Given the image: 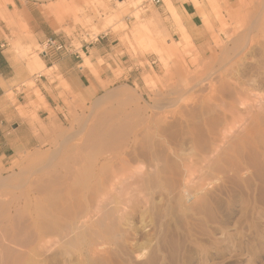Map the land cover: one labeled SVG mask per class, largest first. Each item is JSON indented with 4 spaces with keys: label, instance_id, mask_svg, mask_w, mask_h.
I'll return each instance as SVG.
<instances>
[{
    "label": "rangeland",
    "instance_id": "rangeland-1",
    "mask_svg": "<svg viewBox=\"0 0 264 264\" xmlns=\"http://www.w3.org/2000/svg\"><path fill=\"white\" fill-rule=\"evenodd\" d=\"M163 2L162 9L154 0H0V50L16 72L1 115L6 106H15L17 121L33 127L37 137L36 144L17 145L0 160L1 199L16 197L20 201L12 205L23 206L26 185L43 161L54 162L117 108L125 111L115 122L130 120L123 132L130 139L140 134L136 154L130 155L136 161L117 178L109 173L107 190L96 191L110 197L95 195L93 203L83 195L78 200L85 203L68 210L75 223L68 220L70 213L63 216V232L58 218L47 217L42 223L53 231L38 242L36 232L31 231L37 238L32 239L23 229L28 222L7 225L10 237L0 240V264L17 255L25 259L20 264H264V89L256 88L264 78V35L258 31L264 26V2L199 0L203 26L197 38L183 31L174 1ZM244 29L252 32L253 43H236ZM101 36L109 39L111 54L93 65L98 72L86 61L91 83L100 90L84 103L55 76L56 67L42 68L38 58L47 53L54 59L57 51L45 45L52 38L85 59L82 49ZM41 76L59 81L70 97L61 95L68 109L62 122L47 124L37 116L45 104L37 88ZM236 86L243 92L234 96ZM222 87H230L233 97ZM5 118L15 117L5 113ZM26 208L20 213L35 217ZM19 226L23 231L15 233Z\"/></svg>",
    "mask_w": 264,
    "mask_h": 264
},
{
    "label": "bare ground",
    "instance_id": "bare-ground-1",
    "mask_svg": "<svg viewBox=\"0 0 264 264\" xmlns=\"http://www.w3.org/2000/svg\"><path fill=\"white\" fill-rule=\"evenodd\" d=\"M262 2H264L263 0H261ZM168 2H170L168 0ZM260 2V4L262 3ZM170 4V3H169ZM259 5V4H258ZM170 6V5H169ZM261 6V5H260ZM172 8V7H170ZM259 8V6H258ZM257 8V9H258ZM262 8V7H261ZM260 8V9H261ZM262 10V9H261ZM257 12H260V10H258ZM263 16V14H262ZM258 22V21H257ZM258 24V23H257ZM262 24V23H261ZM255 27V26H254ZM254 28H251V30ZM248 31V29H247ZM260 33H262V35H264V26L262 25L261 30H258ZM230 32V31H229ZM254 32V31H253ZM252 33V32H251ZM251 33H247L244 30H241L238 32L239 35L238 39L236 38V43L238 44H244L245 41L248 39L249 43H253L255 40L253 38H250V34ZM259 35H256V38ZM262 38V37H261ZM247 41V42H248ZM258 41V39H257ZM227 71V70H226ZM264 79V78H263ZM261 79L260 82H258V84L256 85V88H258L259 90L264 89V80ZM255 86V85H254ZM226 87H222L221 91L222 93L225 94L226 91H228L227 94H229V97H233V95L235 96V92H236V96L240 95L241 92H243V89L241 87H234L232 88L234 90L233 95H232V91L230 92V87L229 90L225 89ZM245 93V92H244ZM244 93H242V96L244 95ZM223 94V95H224ZM226 95V94H225ZM230 99V98H229ZM238 99V98H237ZM240 99V98H239ZM234 98L231 99V101L233 102ZM43 100H40V103H42ZM264 106V105H263ZM231 108V107H230ZM134 109V108H133ZM131 109V110H133ZM141 109V108H140ZM113 110V109H112ZM111 110V111H112ZM125 111L124 108H117L116 110L112 111L110 114L104 115L101 119H98V122L96 121V123L94 125H91L90 127H88L83 133V137L80 140H77L73 145L67 146L66 149H64V151H62L57 157L54 158V162L50 163L47 165L48 161L45 163V161H43L42 165H40L39 167V171H37L35 178L31 179V180H27L28 184L26 185V189H27V198L24 199V203L23 206L17 205V206H13L12 204L19 202L18 200H16V197H14L13 199H8V200H3L0 197V240L2 239V241L6 240L7 238L10 237V230L7 229V225H13L15 226L16 224L22 223L25 224V222L27 223L23 229L26 230V228H28L29 232L27 234H31V231H34V234H38V239L35 238V235L33 237V235L30 237V235H28L30 238H35L41 241L44 237L48 238L47 235H49L50 233H52L53 228H51L50 225H47V223H42L45 220H49L47 219V217L52 218V222L53 219L58 218L60 220V222H58V226H59V230H60V226L62 227L61 222L63 221V218L65 217V215L69 214L71 215L70 218H72L75 215H72L71 212H73L75 210H73L72 207H75V205H77V207L80 208V206H82L83 202L85 200H83L82 204L81 202L78 200L80 198H82V196L84 195V199L90 197L89 202L91 201V199H93L95 195L99 194V190L98 188H104L105 185L110 182L107 180H110L108 178L109 173H113L114 177L115 174L117 173H123L126 172L130 167H131V162L133 160L136 161V159H132V157H130L131 154L135 155V151L138 145V134L135 135V137L133 139H130L125 132H123L125 129H127L128 125H126L127 121L124 122H115L116 118L119 117L121 114H123ZM130 111V110H129ZM134 112V111H133ZM237 113V112H236ZM255 114V113H254ZM142 115V114H141ZM209 115V114H208ZM235 115V114H234ZM260 114H256L253 115L255 117H257ZM101 116V115H100ZM122 116V115H121ZM124 116V115H123ZM134 116V115H133ZM217 116V114H216ZM221 116V115H220ZM225 116V115H224ZM233 116V115H232ZM132 117V116H131ZM219 117V116H218ZM216 117V118H218ZM260 117H262V123L264 124V115H260ZM130 118V117H128ZM212 118V117H211ZM126 119V118H125ZM119 120V119H118ZM122 120V119H121ZM215 120V119H214ZM95 121V120H94ZM124 121V120H123ZM130 121V120H129ZM128 121V122H129ZM217 121V120H216ZM218 121H220V119H218ZM217 121V122H218ZM222 121V120H221ZM255 122V121H253ZM150 124V123H149ZM212 123H210V127ZM220 124V123H219ZM260 124V125H261ZM130 125V124H129ZM175 125V124H174ZM179 125V124H178ZM214 126V125H213ZM212 126V127H213ZM201 127V126H200ZM130 128V126H129ZM158 128V127H157ZM165 128V127H164ZM167 128V127H166ZM178 128V127H176ZM185 128V127H184ZM197 128V127H195ZM259 128V127H258ZM84 129V128H83ZM136 128H134L135 130ZM163 129V128H162ZM146 130V129H145ZM198 130V129H197ZM133 131V130H132ZM167 131V129H166ZM195 131V130H194ZM128 132V131H127ZM142 132V131H141ZM157 132V131H156ZM199 132V131H198ZM132 133V132H131ZM213 133V132H212ZM257 134V133H256ZM260 134V133H259ZM263 134V133H262ZM140 135V134H139ZM129 136H131L129 134ZM264 136V134H263ZM262 136V137H263ZM138 138V140H137ZM141 138V137H140ZM144 139V138H143ZM157 143V142H156ZM142 144V143H140ZM139 144V145H140ZM259 144H261L259 142ZM198 145V144H197ZM257 145V144H256ZM264 145V144H263ZM158 146V145H157ZM251 146V145H250ZM140 147V146H139ZM142 148V147H141ZM145 148V147H143ZM264 148V147H263ZM140 150V149H139ZM60 151V150H59ZM216 151V150H215ZM262 153V152H261ZM142 154V153H141ZM145 154V153H144ZM263 154V153H262ZM157 155V154H156ZM223 155V154H222ZM53 156V155H52ZM55 156V155H54ZM139 156V155H138ZM134 157V156H133ZM137 157V155H136ZM52 158V157H51ZM131 158V159H130ZM152 158V157H150ZM191 158V157H190ZM196 158V157H194ZM163 159V158H162ZM52 160V159H51ZM138 160V159H137ZM143 160V159H142ZM153 160V159H152ZM146 161V160H145ZM204 161V159H203ZM139 162V161H138ZM143 162V161H142ZM135 163V162H134ZM41 164V163H40ZM152 164V163H151ZM191 164V163H190ZM142 165V164H140ZM150 165V164H149ZM181 165V164H180ZM199 165V164H198ZM207 165V164H206ZM211 165V164H210ZM223 165V164H221ZM38 166V165H34ZM143 166V165H142ZM174 166V164H173ZM203 166V165H202ZM209 167V166H208ZM38 168V167H37ZM138 168V167H137ZM141 168V167H140ZM199 168V167H197ZM225 168V167H224ZM36 169V168H35ZM139 169V168H138ZM142 169V168H141ZM206 169V168H205ZM212 169V168H211ZM32 170V169H31ZM152 170V168H151ZM203 170V169H201ZM214 170V169H213ZM218 170V169H216ZM130 171V170H129ZM150 171V170H149ZM188 171V170H187ZM200 171V170H199ZM215 171V170H214ZM151 172V171H150ZM221 172V171H220ZM132 173V171H131ZM152 173V172H151ZM201 173V172H200ZM34 174V173H33ZM126 174V173H125ZM146 174V173H145ZM171 174V173H170ZM211 174V173H210ZM111 175V174H110ZM212 175V174H211ZM32 176V173L31 175ZM113 176V175H112ZM111 176V178L113 179V177ZM132 176V175H131ZM147 176V175H146ZM34 177V176H33ZM118 177V174H117ZM115 177V178H117ZM141 177V176H139ZM169 177V176H168ZM114 178V179H115ZM128 178V177H127ZM137 178V177H136ZM141 179V178H140ZM171 179V178H170ZM123 180V179H122ZM126 180V179H125ZM212 180V179H211ZM216 180V179H215ZM26 181V182H27ZM187 181V180H186ZM25 182V181H24ZM120 182V181H119ZM122 182V181H121ZM125 182V181H123ZM129 182V181H128ZM113 183V182H112ZM131 183V182H130ZM193 183V182H192ZM111 184V183H110ZM109 184V187H110ZM114 184V183H113ZM197 184V183H194ZM23 185V184H22ZM79 185V186H78ZM106 185V186H107ZM137 185V183H136ZM140 185V184H139ZM187 185V184H186ZM193 185V184H192ZM191 185V186H192ZM77 188H76V187ZM115 185H113L114 187ZM127 186V185H126ZM117 187V186H116ZM129 187V186H128ZM132 187V186H131ZM197 187V186H196ZM112 188V187H111ZM194 188V187H193ZM106 189V187H105ZM103 189V190H105ZM116 189H119L118 187ZM107 190V189H106ZM131 190V189H130ZM102 191V189H101ZM100 191V192H101ZM120 191V190H119ZM122 191V190H121ZM125 191V190H124ZM136 191V190H135ZM105 192V191H103ZM114 192V191H112ZM116 192V190H115ZM188 192V191H187ZM96 193V194H95ZM119 193V192H118ZM214 193V192H213ZM101 194V193H100ZM108 194V193H107ZM105 194V196L107 195ZM110 194V193H109ZM120 194V193H119ZM137 194V193H136ZM22 195V194H21ZM20 195V196H21ZM24 195V194H23ZM113 195V194H112ZM121 195V194H120ZM203 195V194H202ZM99 197H103V194L97 195ZM105 196L103 197V199L105 198ZM19 196H17L18 199ZM110 197V196H108ZM106 196V198H108ZM132 197V196H131ZM194 197V196H193ZM96 199V197H95ZM95 199H93L91 202L94 203ZM101 199V198H100ZM206 199V198H205ZM14 200V201H13ZM82 201V200H81ZM103 201V200H100ZM99 201V202H100ZM131 201V199H130ZM23 202V201H21ZM78 202V203H77ZM106 202V201H105ZM85 203V202H84ZM86 203H88L86 201ZM18 204V203H17ZM40 204H42V206H40ZM101 204V203H100ZM108 204V203H107ZM102 206V204H101ZM24 208H29L34 210V215L35 217H26L23 216L24 214L20 213V211ZM73 211H68L70 210ZM114 207V206H113ZM209 207V206H208ZM26 208V210H27ZM77 208V209H79ZM82 208V207H81ZM117 208V207H116ZM24 210V209H23ZM28 213V212H27ZM74 213V212H73ZM76 215L78 216V213H76ZM31 216V215H30ZM64 216V217H63ZM76 216V217H77ZM62 220H61V218ZM68 219V217H66V219L68 220H72L75 223V220L72 219ZM78 218V217H77ZM58 220V221H59ZM77 220V219H76ZM105 220V219H104ZM51 221V220H50ZM49 221V223H50ZM72 221H65L64 223L66 224L67 222H72ZM72 222V223H73ZM63 223V224H64ZM102 223V222H101ZM56 224V225H57ZM104 224V223H103ZM115 224V223H114ZM47 225V226H46ZM53 225V224H52ZM71 225V223H70ZM105 225V224H104ZM17 226V225H16ZM22 226L20 227H16L15 233L17 232V230L19 232H21L19 229L22 228ZM57 227V226H56ZM105 227V226H104ZM113 227V226H112ZM64 228V227H63ZM62 228V230H64ZM68 228V227H67ZM72 228V227H71ZM70 228V229H71ZM55 229V228H54ZM22 230V229H21ZM58 229H55V231H57ZM66 230V229H65ZM68 230V229H67ZM87 230V229H86ZM23 231V230H22ZM54 231V232H55ZM61 231V230H60ZM78 231V230H77ZM36 232V233H35ZM59 231H57L58 233ZM63 232V231H61ZM87 232V231H86ZM2 233V235H1ZM14 233V234H15ZM111 233V232H110ZM18 234V233H17ZM26 234V235H27ZM61 234V233H60ZM76 234V232H75ZM97 234V233H96ZM52 235V234H51ZM59 235V234H57ZM20 235H17V238ZM53 236V235H52ZM37 237V236H36ZM50 237V236H49ZM26 238V237H25ZM29 238V239H30ZM44 238V239H45ZM84 238V237H83ZM4 239V240H3ZM32 239L28 240L32 243L36 242L35 240L32 242ZM43 239V240H44ZM14 240V239H13ZM16 240V238H15ZM20 241H23L19 238ZM19 240L17 242H19ZM27 240V239H26ZM25 240V241H26ZM62 241V240H61ZM1 242V241H0ZM5 242V241H4ZM7 242V241H6ZM9 242V240H8ZM15 243V241H12ZM11 242V243H12ZM2 243V242H1ZM10 245L15 246L12 243ZM22 243V242H21ZM25 244V242H23ZM22 243V244H23ZM40 243V242H39ZM20 244L22 247L23 245ZM27 244V241H26ZM26 244L24 246H26ZM1 245V244H0ZM9 245V244H8ZM18 245V244H17ZM90 245V243L88 244ZM5 246V245H4ZM20 246V248H21ZM1 247V246H0ZM3 247V246H2ZM10 248L13 247H9L8 246V250H10ZM19 248V246L17 247ZM16 248V249H17ZM19 248V249H20ZM26 248V247H25ZM48 248V247H47ZM92 248V247H91ZM15 249V248H13ZM17 249V250H19ZM5 250V248H4ZM12 250V249H11ZM23 250V249H22ZM89 250H93L89 249ZM20 251V250H19ZM88 251V250H87ZM96 251V250H95ZM6 252V251H5ZM90 251L87 252V254ZM94 252V251H92ZM7 253V252H6ZM9 253V251H8ZM15 253V252H13ZM17 253V251H16ZM91 253V252H90ZM10 254V253H9ZM26 254L28 255V253L26 252ZM95 254V253H94ZM13 254H11L12 256ZM25 255V253H24ZM23 256V255H20ZM25 257V256H24ZM2 258V257H1ZM19 259H15L13 257V261L9 262L10 264H20L21 260H25L24 258L21 257H17ZM11 259V258H10ZM87 259V258H86ZM12 260V259H11ZM5 261V260H4ZM1 263V262H0ZM4 264V263H3ZM23 264V263H22Z\"/></svg>",
    "mask_w": 264,
    "mask_h": 264
},
{
    "label": "crops",
    "instance_id": "crops-1",
    "mask_svg": "<svg viewBox=\"0 0 264 264\" xmlns=\"http://www.w3.org/2000/svg\"><path fill=\"white\" fill-rule=\"evenodd\" d=\"M169 1L172 6V0ZM173 1L175 8L178 9L183 18V28H186H184L183 31L186 33L188 31L194 38H197L198 35L196 34L203 26L202 16L196 5L199 0ZM160 8H165L163 0ZM2 19L4 20L3 16ZM110 48L111 43L107 36H101L92 46H86L82 49L85 59H83L82 54L75 50H69L66 46V50L57 52L54 59L48 57L46 54V56L43 57L44 59L40 60L38 58V60L42 63V68L52 69L56 67L58 72L55 76H60L62 81L66 83L71 92L78 97V99L82 100L84 103H88L90 100L95 99L100 87L96 83H91L93 72L89 67H85L84 65L87 60H89L93 66L97 64L99 58H107L111 54L108 53ZM9 54L13 55L12 51L9 52ZM97 68L98 67H94L96 72H98ZM15 74L16 72L10 59L5 54V51L0 50V160L7 158L10 151L17 145H32L37 143V137L33 132V127L17 121L18 117L15 106L8 105L5 110V113H7L10 118L15 117L13 121H8L5 118V113L4 116L1 115L2 98L14 84L13 80L16 79ZM37 83V88L45 99L44 107L37 112L39 119L46 121L47 124L65 120L67 118L68 109L61 95L66 96L67 99L70 97L63 88L60 87V82L57 80L51 81L47 76H41L37 80ZM35 101L36 94L29 100V103ZM22 131L26 133L22 134Z\"/></svg>",
    "mask_w": 264,
    "mask_h": 264
},
{
    "label": "built area",
    "instance_id": "built-area-1",
    "mask_svg": "<svg viewBox=\"0 0 264 264\" xmlns=\"http://www.w3.org/2000/svg\"><path fill=\"white\" fill-rule=\"evenodd\" d=\"M156 4L162 3V0H154ZM46 47L55 50L57 52L66 50V45L58 42L52 38L48 39L45 43ZM47 54V53H46Z\"/></svg>",
    "mask_w": 264,
    "mask_h": 264
}]
</instances>
